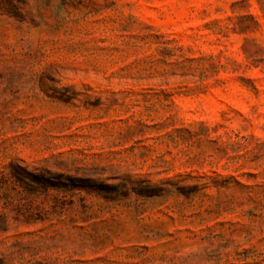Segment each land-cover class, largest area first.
<instances>
[{"label":"rangeland","instance_id":"1","mask_svg":"<svg viewBox=\"0 0 264 264\" xmlns=\"http://www.w3.org/2000/svg\"><path fill=\"white\" fill-rule=\"evenodd\" d=\"M0 10V264H264V0Z\"/></svg>","mask_w":264,"mask_h":264},{"label":"trees","instance_id":"2","mask_svg":"<svg viewBox=\"0 0 264 264\" xmlns=\"http://www.w3.org/2000/svg\"><path fill=\"white\" fill-rule=\"evenodd\" d=\"M0 10L8 15L15 16L19 14L20 7L15 0H0Z\"/></svg>","mask_w":264,"mask_h":264}]
</instances>
